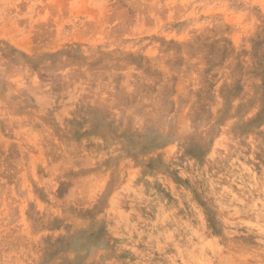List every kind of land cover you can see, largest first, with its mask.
<instances>
[{"label":"rangeland","instance_id":"obj_1","mask_svg":"<svg viewBox=\"0 0 264 264\" xmlns=\"http://www.w3.org/2000/svg\"><path fill=\"white\" fill-rule=\"evenodd\" d=\"M0 264H264V0H0Z\"/></svg>","mask_w":264,"mask_h":264}]
</instances>
